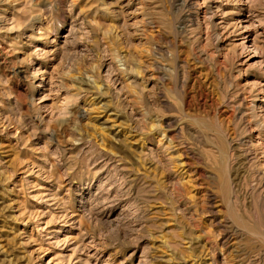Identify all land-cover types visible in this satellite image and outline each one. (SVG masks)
<instances>
[{
	"label": "rangeland",
	"instance_id": "obj_1",
	"mask_svg": "<svg viewBox=\"0 0 264 264\" xmlns=\"http://www.w3.org/2000/svg\"><path fill=\"white\" fill-rule=\"evenodd\" d=\"M0 264H264V0H0Z\"/></svg>",
	"mask_w": 264,
	"mask_h": 264
},
{
	"label": "bare ground",
	"instance_id": "obj_2",
	"mask_svg": "<svg viewBox=\"0 0 264 264\" xmlns=\"http://www.w3.org/2000/svg\"><path fill=\"white\" fill-rule=\"evenodd\" d=\"M153 77V76H152ZM249 124V123H248ZM185 130V129H184ZM218 132V131H217ZM219 133H221V132H219ZM223 135V134H222ZM213 141V140H212ZM214 143H216V142H214ZM220 144V143H219ZM218 146V145H217ZM218 148H219V146H218ZM218 151H220L221 153H224V152H222L223 150H221V149H219ZM225 154H228L227 152H225ZM224 156V155H223ZM222 158V157H221ZM226 158V157H225ZM225 160V159H224ZM228 161V160H227ZM217 162H219V161H217ZM229 163V162H228ZM221 164V163H220ZM226 164V163H225ZM224 165V164H223ZM228 165V164H227ZM229 166V165H228ZM220 167V166H219ZM225 167V166H224ZM221 168V167H220ZM230 168V167H229ZM226 169H227V167H226ZM224 170V169H223ZM227 170H229L230 171V169H227ZM221 172V171H220ZM227 172V171H226ZM224 176V175H223ZM230 177V176H229ZM223 178H225V177H223ZM235 178V177H234ZM234 178H231L232 179V182H234L235 180H233ZM231 179H229V180H231ZM222 180H224V179H222ZM225 182V181H224ZM221 183V182H220ZM223 184V183H222ZM232 185H233V183H232ZM220 186H221V184H220ZM232 187H234V186H232ZM232 191V190H231ZM229 193V192H228ZM233 195V194H232ZM234 196V195H233ZM237 198V197H236ZM230 199H232V198H230ZM229 199V200H230ZM234 200V199H233ZM232 201V200H231ZM230 204H231V202H230ZM230 208V207H229Z\"/></svg>",
	"mask_w": 264,
	"mask_h": 264
}]
</instances>
